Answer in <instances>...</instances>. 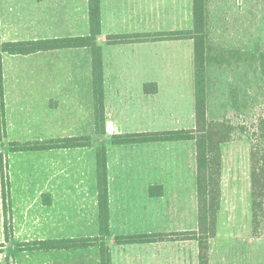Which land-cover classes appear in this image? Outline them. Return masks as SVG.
Here are the masks:
<instances>
[{
    "label": "rangeland",
    "instance_id": "obj_1",
    "mask_svg": "<svg viewBox=\"0 0 264 264\" xmlns=\"http://www.w3.org/2000/svg\"><path fill=\"white\" fill-rule=\"evenodd\" d=\"M207 1V41L211 53L208 116L210 120H225L237 125L232 140L222 144V199L218 234L211 239V264H264V220L257 231L252 221V139L248 134L252 122L264 110V79L242 61L240 66L236 59L231 64L216 61L222 49H235L245 54L264 51V0ZM8 8L3 7V14H10ZM148 8V29L151 31L193 28V0H151ZM138 24V27L135 24L130 27L143 29L146 26L141 22ZM151 47L165 53L164 59L169 65L182 64L177 70L181 78L172 87L163 88L158 95L154 125H145L136 113H130L124 116L127 122L124 130L194 128V41L159 42L152 43ZM36 62V55L5 56L6 122L5 136L0 140V245H3L0 246V264L85 262L81 260L84 250L45 252L20 250L19 247L39 239L98 235V205L93 192L95 189L97 193V149L105 144L113 151V177L134 171L122 166L132 159L141 162L135 170L136 175L149 179L152 173L146 166L147 155L154 153L155 149L158 153L167 149L173 161V177H181L184 182L168 184L165 214L160 216L162 219L158 217L164 226L156 220L155 228L160 231L158 229L165 227L171 230L168 232H174L175 229L198 227L195 142L112 145V139L95 131L94 101L89 96V89L86 88V103L74 111L71 103L66 101V89L38 86ZM80 131H90L92 137V145L86 147L88 154L84 160L76 157L72 150L70 155L54 150L12 152L10 149L12 141L34 143L43 139H60ZM165 146L167 148L163 149ZM156 156L153 165L156 158L161 160V155ZM1 161L5 164L4 174L11 191L10 211L7 213L12 224L10 241L5 237L7 214L2 195ZM146 182L141 181L138 186H144ZM140 197V204H144L146 198L141 194ZM160 207L156 203L157 212ZM136 222L138 220L133 225L136 226ZM151 227L128 226L117 234L147 232ZM193 241L197 242L193 239L173 242H189L191 246ZM88 250L87 257L95 261L99 255L98 247Z\"/></svg>",
    "mask_w": 264,
    "mask_h": 264
},
{
    "label": "crops",
    "instance_id": "obj_2",
    "mask_svg": "<svg viewBox=\"0 0 264 264\" xmlns=\"http://www.w3.org/2000/svg\"><path fill=\"white\" fill-rule=\"evenodd\" d=\"M100 1L102 33L98 36L97 42L102 46L103 50L107 116V133L101 136H108L112 139L113 135L119 133L127 134L155 131H125L124 125H127V122L124 116L130 113H136L138 119L143 121L145 125L146 123L151 125L156 123L155 120L158 112L157 97L162 93L163 88L172 87L179 82V78L181 77L178 75L177 70L182 64L181 66L169 65L170 63L164 59L165 53L153 50L151 44L184 40L110 44L107 40L109 34L157 32L148 29L150 23L148 7L151 0ZM7 6H9L8 9L10 10V14H3V7L7 8ZM24 9L29 10L25 11ZM140 12L144 13V15H140L139 17L138 14ZM140 22L146 26H144L143 29L135 28L140 25L138 24ZM133 24L138 25L134 28L130 27ZM11 28H13L12 31H10ZM89 34L90 20L88 0H0V51L2 42L4 41L75 37ZM6 55L14 56L3 53L4 88L6 77L4 65ZM31 55H36V80L38 86L42 88L66 89V92H64L68 94V99L66 101L71 103L74 111L80 108L84 102L86 103V88L89 89V96L93 97L92 50L90 47L62 48L51 51H40L23 56ZM147 85L149 88H155L156 86L158 89L157 92H147L145 89ZM161 103L165 104L164 102ZM117 127H120V132L116 131ZM70 134L71 135L68 136L89 135L90 131H80L75 134ZM112 145L124 144L113 143ZM104 146L107 147L108 151L111 235L107 238V244L111 250L112 264H199L198 242L193 241V244L189 246V242L185 244L173 241L119 244L114 241L116 235H123V232L117 233L123 231L128 226L139 227L141 225H149V227H151L152 223L154 225L156 220H160L159 224L162 225V217L160 216L165 214L164 200L167 196L168 184H171L172 181L181 184L184 182V179L178 176L173 177V161L170 155L171 153L167 152V149H165L167 148L166 146L163 148L165 151H161V153H158V150L155 149V154L149 153L147 155L149 160L146 166L150 170L149 172L152 173L149 179H144L142 176L136 175L135 170L140 167L139 164L141 165V162L132 159H130L126 165L120 164L124 166L125 169L131 168V170H134L132 171L133 173L128 172V174H126V172H123V175L121 174L113 177L111 174L113 151L111 152L106 144ZM53 150L62 151L64 154L70 155H72L70 151L72 150V152L76 154V157L83 160L88 154L86 153L88 151L86 147L60 148ZM132 153L130 154L132 155ZM156 154L161 155V160L158 161L156 158L153 165V157H157ZM145 180L148 182H146L144 186H138L141 181ZM152 185H162L163 194L161 196H151L150 187ZM92 189L94 188L92 187ZM93 194L96 202L98 191L96 193L94 189ZM140 194L146 198L144 204H140L139 202L141 198ZM156 203L161 205L159 212L156 210ZM140 218L142 219L140 220ZM135 220H138L136 226L133 225L135 224ZM155 226L156 224L147 232L143 231L138 233H165L171 231L165 227L157 231ZM116 228L118 230H116ZM195 229H197V225L190 230ZM175 230L187 231L189 229L181 228ZM113 242L115 243L113 244ZM87 256V250H84L81 260L85 262L82 264H97L99 262V255L96 257L95 261H90ZM78 264H80V262H78Z\"/></svg>",
    "mask_w": 264,
    "mask_h": 264
},
{
    "label": "trees",
    "instance_id": "obj_3",
    "mask_svg": "<svg viewBox=\"0 0 264 264\" xmlns=\"http://www.w3.org/2000/svg\"><path fill=\"white\" fill-rule=\"evenodd\" d=\"M90 34L86 36L46 38L21 41H4L0 51V140L4 138L6 122L5 88L3 85V53L11 55H30L40 51L62 48L90 47L92 50V80L94 97V124L98 134L107 133L106 100L104 87V64L102 46L97 38L102 33L101 1L88 0ZM208 1L193 0V28L187 30H169L157 32H138L109 34L110 44H127L148 41L193 40L194 41V85L195 120L194 128L144 131L127 134H115L114 144H142L153 142L194 141L196 146V181L198 227L195 230L174 232H151L123 234L116 236L119 244L169 242L178 239H193L198 242L199 264H211V239L218 234V216L222 199V144L232 140L237 125L225 120H210L208 116V62L210 48L207 41ZM1 41V37H0ZM218 52V51H217ZM216 61L240 66V61L250 65L264 79V51L245 54L237 50H219ZM147 92H157V87ZM252 139L250 150L252 221L257 231L264 220V110L252 122L248 132ZM92 145L90 135L66 136L60 139L39 140L34 143L12 141V152L46 151L60 148L88 147ZM97 201L99 233L96 236L63 237L39 239L20 244V250L26 251H76L98 247L100 259L97 264H112V254L107 244L111 235V213L108 179V151L106 146L97 149ZM5 164L1 161L2 195L6 214L10 211V183L4 174ZM162 185L150 187L151 196H161ZM8 214L6 215V217ZM5 237L12 236L11 219L5 220ZM257 233V232H256ZM3 246V245H0ZM0 252L1 249H0Z\"/></svg>",
    "mask_w": 264,
    "mask_h": 264
},
{
    "label": "water",
    "instance_id": "obj_4",
    "mask_svg": "<svg viewBox=\"0 0 264 264\" xmlns=\"http://www.w3.org/2000/svg\"><path fill=\"white\" fill-rule=\"evenodd\" d=\"M116 131H117V132H120V127H117V128H116Z\"/></svg>",
    "mask_w": 264,
    "mask_h": 264
}]
</instances>
